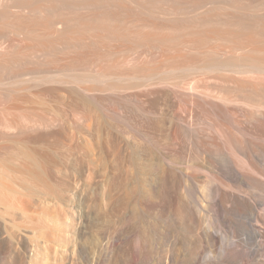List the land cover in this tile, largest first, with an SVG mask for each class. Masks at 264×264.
<instances>
[{"label": "bare ground", "instance_id": "bare-ground-1", "mask_svg": "<svg viewBox=\"0 0 264 264\" xmlns=\"http://www.w3.org/2000/svg\"><path fill=\"white\" fill-rule=\"evenodd\" d=\"M160 90L165 97L157 96ZM143 97L153 99L145 104ZM123 101L141 102L148 115L157 116L156 134L168 125L175 137L184 133L196 144L200 136L192 119L200 103L226 122H232L231 107L248 106L247 120L264 132V0H0V210L19 209V192L38 188L32 176L40 164L50 175L55 163L85 162L92 179L96 160L165 158L125 151L127 143L121 145L115 130L129 104ZM155 139L144 138L153 144ZM229 143L249 164L263 163L264 148L256 139ZM234 170L237 193L218 199L209 192L211 209L181 204L192 223L185 226L193 231L205 223L206 231L197 234L210 242L217 240L216 220L228 214L264 226L259 204L250 199L260 195L264 202V194ZM61 203L70 206L71 200ZM146 205L149 264H171L168 255L174 261L176 252L163 248L164 231L155 217L168 228L173 211L152 201ZM209 210L214 219L202 216ZM255 226L252 237L258 238L262 233ZM222 240V253L235 258L224 235ZM182 246L193 255V247ZM68 256L77 263L74 252Z\"/></svg>", "mask_w": 264, "mask_h": 264}, {"label": "rangeland", "instance_id": "rangeland-1", "mask_svg": "<svg viewBox=\"0 0 264 264\" xmlns=\"http://www.w3.org/2000/svg\"><path fill=\"white\" fill-rule=\"evenodd\" d=\"M157 96L165 97L166 91L160 90ZM152 99L143 97V102L149 104ZM131 102H122L129 103L128 107L122 108L115 121L121 145L127 143L126 152L159 153L165 158L137 163L96 160L92 179L88 178L89 164L85 162L55 163L50 175L40 164L32 176L33 187L38 188L19 192V209L0 210V264H70V252L76 254V264H149L145 246L148 201L157 207L165 204L173 211L174 225L168 228L159 216L155 217L158 229L164 231L163 248L176 252L174 261L173 253L168 255L171 264H264L263 224L251 221L249 216L228 214L227 219L216 220L213 231L217 240L210 242L197 234L206 231L205 223H199L193 231L185 226L192 223L181 205L198 202L211 209L214 203L209 201V192L218 199L225 193H237L241 185L234 167L247 175L254 190L264 194V161L249 164L229 143L231 139L250 137L264 148V132L246 118L250 107H231L233 119L226 122L215 119L207 105L197 104L192 119L200 136L196 144L184 133L176 138L168 125L160 130L162 134H156L160 126L157 116L148 115L149 109L141 102ZM236 123L241 129L234 126ZM144 133L156 135L155 144L144 140ZM206 136L213 140L204 142L201 137ZM113 145L117 149L119 141ZM178 180L182 181L179 186ZM250 199L259 204L264 219L262 197ZM70 200V206L61 203ZM125 207L127 214L123 211V215L120 211ZM209 211L202 216L214 219L213 211ZM253 226L262 233L260 237H252ZM223 235L225 247L237 254L235 258L222 253ZM156 237L160 245L161 238ZM184 242L194 248L193 255L186 254Z\"/></svg>", "mask_w": 264, "mask_h": 264}]
</instances>
